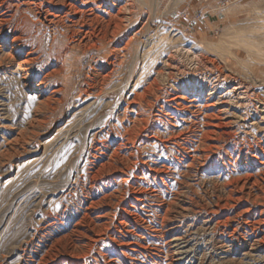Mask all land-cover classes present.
<instances>
[{"label": "rangeland", "instance_id": "1", "mask_svg": "<svg viewBox=\"0 0 264 264\" xmlns=\"http://www.w3.org/2000/svg\"><path fill=\"white\" fill-rule=\"evenodd\" d=\"M157 1L115 0L114 14L130 6L127 21L113 42L99 34L71 48L57 97L52 80L40 95L39 76L27 86L8 61L0 67V264H264L249 226L264 233V0ZM42 59L35 74L51 68ZM199 82L200 103L222 124L211 139L204 116L178 105ZM237 82L256 94H226ZM111 128H129L126 148ZM131 150L125 174L116 167ZM177 233L188 243L178 249Z\"/></svg>", "mask_w": 264, "mask_h": 264}, {"label": "bare ground", "instance_id": "2", "mask_svg": "<svg viewBox=\"0 0 264 264\" xmlns=\"http://www.w3.org/2000/svg\"><path fill=\"white\" fill-rule=\"evenodd\" d=\"M114 1L115 0H0V53L6 47L7 43L9 42V38H11L10 42L12 44V47L10 48V50L7 53H4L5 54L4 56H3V54L2 55L0 54V67L4 66L5 62L7 63V61H8V63H9L8 70L11 68H14V70L12 72L20 74L22 81H25V85H27V86H31L32 80L35 79L34 77L39 76L40 79H38V84L40 86L36 87L37 89H35V91H39L40 95L48 93L49 89L46 87L47 84L45 86V83L48 81L50 82V80H52V84H51L52 89H53V91L51 90L52 94L55 97L59 96L61 94L60 92L62 91V88H63V82L61 80L63 77H65V75H64V73H65L64 58L70 52L71 48H73L75 46V44H77L78 46H82V45L86 46L87 44H91L90 41L93 39L92 36L93 35H99V34L102 37L106 38L108 40V42H111L113 39V36L116 33H119V30L122 29L123 21L126 20L124 16H125V14H127V12L128 13L131 12V8H129L130 7L129 5L125 4V7H122V8L119 7L120 9L117 11L116 14H114L113 9H112L115 5ZM152 1L154 2V4H152V5L156 6L158 1L157 0H152ZM118 4H120V3H118ZM130 5H131V3H130ZM31 12H35L36 15L39 16L38 21H35L30 17L29 13H31ZM131 25H132V23H131ZM127 26L129 27L128 24H127ZM99 27L104 28L102 32L100 30L101 28L99 29ZM61 28L66 29V32L63 33V35H64V38L68 39L67 41H69V43H67V45H66L67 47L66 46L63 47V46L59 45L60 39H59V36H57L56 34L60 33ZM97 29H99V31H97ZM48 30H53L55 35H53V37L50 41L48 51H45V49H44V42H45L44 37L46 36ZM26 39H30V40L26 41ZM94 43H96V42H94ZM129 43H126L125 49L129 48V46H128ZM187 50L189 52H192V50L191 51L189 49H187ZM114 51H116V50L112 49L111 53L113 55H111L110 57L107 58V63L110 66H116L117 61H118V59H117L118 55H117V53L116 54L113 53ZM45 55H47V58L49 61L48 67L51 66V68L49 70H47L46 67L45 68L43 67L41 70H39V72L37 74H35L34 70L31 69L30 67L33 66L34 64L40 63V61L43 60L42 59L43 56H45ZM196 59H198V58H196ZM172 62H173V58L172 57L168 58L167 65L171 66L173 64ZM111 69H113V68H111ZM115 69H116V67H115ZM8 70H6L4 72H8ZM9 71H11V70H9ZM132 71H134V70H132ZM113 72H114V70H111L108 74H106V77H109V76L111 77L112 76L111 74ZM168 75L170 77L171 71L168 73ZM225 78H226V76H225ZM219 80H217L215 82L216 84L214 83V84L210 85L211 89L215 90V92L218 91V89L221 85V82ZM129 83L130 82L128 79L127 81H124V83H121L119 86V91L121 93V97H120L121 100L128 98V97L125 98V96L127 95V92H129L128 91L129 90ZM136 86H137V83L134 85V88ZM137 88H139V85ZM204 88H205V84L202 82H199V88L197 90H195V91L186 90L189 95H192V98L189 100L188 104L185 102H180V103L177 102V103H179L178 105L184 109L196 108L193 112H197V113L202 114L204 116L203 119L205 121L203 123L207 126V129L201 135H202V138L207 137V139H211L210 137H212V135L216 134V132H217L216 128L220 127V125H222V124L216 123L214 121L216 114L214 112L208 113L207 111H210V110L206 111V106L201 104L202 103L201 102V95L203 93L202 89H204ZM232 88L233 89L229 90L226 94L232 92V93L238 94V96L242 95L240 97V99L246 98L248 100L251 98V95L253 93H255L253 89H250L251 87L248 88L246 85H243L242 83H238V82L236 85H232ZM133 89L131 90V94L134 92ZM138 95H139L138 93L135 94V96H138ZM50 97H52V96H50ZM183 98H187V96L183 97ZM256 98L259 100L260 96L257 95ZM133 99H135V98H133ZM121 100H120V102H121ZM180 100H182V99H180ZM125 103H127V102H125ZM175 107H177V106H175ZM124 110L127 111V107L124 108ZM167 114H169V113H167ZM120 131L121 130L118 131V129L115 130V129L111 128V131H109V134L114 135V136L117 135L119 137L118 149H123V148L127 147L129 142H131V134H129V128L124 129L121 132ZM132 142H133V140H132ZM205 147L214 148V147H216V144L211 142L210 144H208ZM115 153L117 154V152H115ZM124 153H126V152H124ZM134 153L135 152L133 150L132 152H130V154L128 153V155L126 154V156H123L122 166L121 167L117 166L116 168L121 170L122 173L128 174V171H129V155L135 156ZM194 156H195L194 154L192 156L190 155L191 158H193ZM207 157H208V155L206 154V158ZM192 162H193V160H192ZM260 164H262L264 167V158L262 160H260ZM110 165H113V164H110ZM253 174L254 173L249 172L245 177L248 178L250 176H253ZM254 178H256V177H254ZM239 179L240 178H236L234 180L238 181ZM125 180L126 179H124V182H125ZM234 180H232V181H234ZM123 197H127V195H125V193H124ZM231 197L233 198V196H231ZM135 199L141 200L139 197H136ZM183 209L185 211L189 210L188 207H184ZM126 211H127V213H132L131 211H128V210H126ZM162 220H163V218H162ZM214 220H215L214 215L209 214L206 217V219L204 220L205 226L206 227L209 226L208 228H210V224ZM123 222L124 221H122L121 223H123ZM222 223H223L222 220H219V219L216 220V225H220ZM101 226H103V225H101ZM249 226H250V228L252 227L253 232H256L255 238L253 241L254 246L257 248L263 246L264 245V233L262 235L259 234V232H257V230L255 228L256 225H254V223H250ZM180 227H181L180 225L173 226L172 230H177ZM105 229H106V227L104 225L103 230L105 231ZM162 230H163V224H161L160 228L156 229V233L159 234V232L161 233ZM176 235H178V236L175 239H173V241L177 243L176 246L178 249V247H180V245L182 243H187V241L182 235H180V233L179 234L177 233ZM112 240L116 241L114 238ZM124 244L129 245V243H124ZM116 251H117L116 254H117L118 258H120L123 255L128 256V254H129V253L126 254L124 251H118L117 249H116ZM123 261H124V259H123Z\"/></svg>", "mask_w": 264, "mask_h": 264}]
</instances>
